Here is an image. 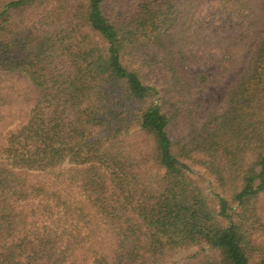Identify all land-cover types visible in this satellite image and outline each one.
Returning a JSON list of instances; mask_svg holds the SVG:
<instances>
[{"label": "trees", "instance_id": "1", "mask_svg": "<svg viewBox=\"0 0 264 264\" xmlns=\"http://www.w3.org/2000/svg\"><path fill=\"white\" fill-rule=\"evenodd\" d=\"M104 2L0 0V264H163L187 247L186 264H264V34L199 122V91L223 75L188 72L182 51L215 11L251 33L254 0ZM232 30L216 44L235 51ZM55 208L106 242L62 241Z\"/></svg>", "mask_w": 264, "mask_h": 264}, {"label": "rangeland", "instance_id": "2", "mask_svg": "<svg viewBox=\"0 0 264 264\" xmlns=\"http://www.w3.org/2000/svg\"><path fill=\"white\" fill-rule=\"evenodd\" d=\"M114 0H105L103 4V10L109 12L112 8V3ZM124 6H129L130 0H120ZM180 10H183V0H173ZM200 1V0H199ZM255 7L258 8L256 13L257 18H259L258 24L251 33H245V26H241V20L231 21L229 16L226 14H221L220 12L212 13L206 20H204V29L208 30L212 36H208V32L200 30V42L199 46L196 47H182L184 54V67L188 72L191 73H202L207 76L210 80H214L219 75H223L222 79L216 81L215 84H211L206 88H202L198 93V100L201 103V109L197 113V121H201L206 113L210 111H215L220 113L224 107L227 95L229 91L235 86L237 82V76L240 70L246 66V61L250 58L251 54L254 52L255 48L258 46L259 42L263 38L264 34V0H254ZM199 7L197 14L201 13V17L206 15L207 5L203 2H198ZM196 14V15H197ZM234 26L237 27L234 29ZM235 41V51L233 47L227 48L222 46L223 44H216V36L221 37L222 31L225 29H231ZM244 33V37L240 38L239 34ZM215 34V35H213ZM223 36V35H222ZM205 38V42H202ZM237 53V57H235ZM229 73L224 74L225 70H229ZM19 79V80H18ZM16 82V95L17 100L15 103V109L23 108L20 105L24 104L29 100V89L28 83L22 80L20 76L12 80ZM20 82H23L20 85ZM148 82V81H147ZM13 107V106H12ZM13 112V109L10 108ZM185 133V127L180 122H175L170 127V134L173 139L180 138ZM190 173L189 176L198 181L205 188L209 189L214 185L211 176L207 171L197 164H189ZM86 211V209H85ZM85 211H83L85 213ZM52 217L47 221V224L57 230V233L65 231V235L62 237V241H81V242H106V236L97 233L98 227H93L91 224L83 225V222L71 223L69 216L64 215L60 208H55L51 210ZM50 212V214H51ZM73 213V210H71ZM80 212L72 215L77 216ZM50 223V224H49ZM101 228V227H100ZM102 229V228H101ZM79 231V234L76 233ZM260 242H264V238L260 237L258 239ZM88 246V243H86ZM197 252L196 247H187L176 250L171 256L166 257L163 260V264H186L189 261L190 256ZM208 253L212 254V252ZM90 259L88 258L84 264H90Z\"/></svg>", "mask_w": 264, "mask_h": 264}]
</instances>
